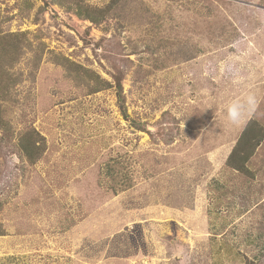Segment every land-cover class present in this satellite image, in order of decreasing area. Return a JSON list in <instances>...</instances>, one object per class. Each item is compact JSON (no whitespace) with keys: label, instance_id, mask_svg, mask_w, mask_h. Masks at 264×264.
I'll return each mask as SVG.
<instances>
[{"label":"rangeland","instance_id":"obj_1","mask_svg":"<svg viewBox=\"0 0 264 264\" xmlns=\"http://www.w3.org/2000/svg\"><path fill=\"white\" fill-rule=\"evenodd\" d=\"M29 2L0 0V31L28 33L0 130V264H264V140L251 177L226 165L248 122L264 132V0H120L97 25ZM30 130L34 164L15 151Z\"/></svg>","mask_w":264,"mask_h":264},{"label":"trees","instance_id":"obj_2","mask_svg":"<svg viewBox=\"0 0 264 264\" xmlns=\"http://www.w3.org/2000/svg\"><path fill=\"white\" fill-rule=\"evenodd\" d=\"M52 3L57 4L63 8L66 12H71L83 21H88L92 24L104 23L111 13L114 12L117 3L120 0H110L108 5L104 8H97L90 5L91 0H50ZM19 10V15L24 14L26 10L32 8L31 2L29 0H22L21 5L15 7ZM40 10L36 11L38 14ZM28 33H17V34H7L0 31V130L2 134L7 137L8 123L2 117L4 114V104L7 102V92L12 90L13 83L10 82V70L16 64L20 53V46L16 43L21 42L24 35ZM11 45H9V42ZM24 44H27L22 40ZM7 53L10 55V65L7 66V62L3 63V60H7ZM14 75V74H13ZM96 81L101 85L100 89L107 84V82H102L96 76ZM108 87L111 85L107 84ZM114 86L116 89V94L120 102L121 114L125 115L124 111V97L122 96V85L121 78H114ZM264 140V132L262 127L255 121L248 122L244 128V131L239 136L237 142L229 153L226 165L231 169L237 171L245 177H251V171L248 167L250 159L254 156L256 150L259 148ZM1 141H7L2 140ZM7 143V142H6ZM15 151L19 154L22 159L25 158L30 164H34L45 151L44 139L34 130L26 131L18 139V143ZM1 235V234H0ZM264 254V251L262 252ZM248 264V263H247ZM251 264V263H250Z\"/></svg>","mask_w":264,"mask_h":264},{"label":"clouds","instance_id":"obj_3","mask_svg":"<svg viewBox=\"0 0 264 264\" xmlns=\"http://www.w3.org/2000/svg\"><path fill=\"white\" fill-rule=\"evenodd\" d=\"M256 103V97L251 93L231 101L226 107L227 120L233 125L239 124L245 115L246 109H251Z\"/></svg>","mask_w":264,"mask_h":264}]
</instances>
